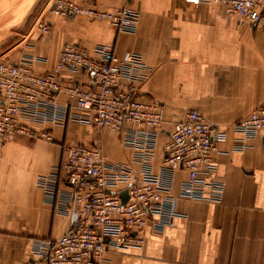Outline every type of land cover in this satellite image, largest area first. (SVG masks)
<instances>
[{"label": "crops", "instance_id": "0c3cea01", "mask_svg": "<svg viewBox=\"0 0 264 264\" xmlns=\"http://www.w3.org/2000/svg\"><path fill=\"white\" fill-rule=\"evenodd\" d=\"M116 12L138 10L137 33H119L106 21L50 15L51 0H0V60L18 62L23 55L44 60L36 74L56 70L67 43L92 52L110 47L118 57L135 53L149 74L139 86L147 100L165 111L154 170L175 123L190 111L228 132L222 154L215 156L217 178L224 184L218 205L178 198L181 218L161 235L147 230L142 249L105 254L103 264H264V131L235 149L240 135L233 125L264 105V30L228 15L214 2L194 5L184 0H70ZM38 21L50 26L42 35ZM65 83L87 87L85 74L60 73ZM57 101L66 104V95ZM48 131L52 141L15 134L0 144V264H46L34 256L36 243L68 233L70 219L45 199L40 177L55 173L69 146L91 145L111 162L132 163V151L116 133L69 122L65 126H30ZM140 171V166L134 164ZM185 175L173 187L177 196Z\"/></svg>", "mask_w": 264, "mask_h": 264}, {"label": "built area", "instance_id": "2783aa9c", "mask_svg": "<svg viewBox=\"0 0 264 264\" xmlns=\"http://www.w3.org/2000/svg\"><path fill=\"white\" fill-rule=\"evenodd\" d=\"M184 1L223 5L228 15L264 30V0ZM48 13L106 21L127 35L137 33L140 19L138 10L131 6L108 12L70 0H51ZM36 28L42 35L50 32L44 21H38ZM40 62L44 60L31 55H23L18 62L0 60V144L15 134L51 142L48 131L37 132L30 126L74 122L119 135L133 152V162H111L101 149L91 145L67 147L60 167L40 177L38 184L46 201L70 219V229L57 240L36 243L34 256L46 264H103L108 251L142 249L147 230L161 235L173 226L181 218L176 208L178 198L215 205L222 202L224 184L217 178L215 156L222 154L228 132L198 111L188 112L183 121L173 125L159 170H154L165 111L158 102L140 94L139 86L149 79L140 55L118 57L110 47L90 52L67 43L55 72L36 74L34 67ZM64 71L88 75L90 84L65 83L60 77ZM61 94L68 97V103L57 101ZM232 128L241 136L235 149L243 152L248 142L264 131V105ZM182 174L185 179L174 196L176 177ZM122 194L128 197L126 203Z\"/></svg>", "mask_w": 264, "mask_h": 264}, {"label": "water", "instance_id": "95a60500", "mask_svg": "<svg viewBox=\"0 0 264 264\" xmlns=\"http://www.w3.org/2000/svg\"><path fill=\"white\" fill-rule=\"evenodd\" d=\"M122 200L124 203H126L128 200V197L125 194H122Z\"/></svg>", "mask_w": 264, "mask_h": 264}]
</instances>
